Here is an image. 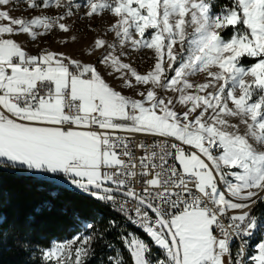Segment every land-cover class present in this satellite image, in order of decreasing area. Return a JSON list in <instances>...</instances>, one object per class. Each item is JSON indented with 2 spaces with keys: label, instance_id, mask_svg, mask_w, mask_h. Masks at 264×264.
Returning <instances> with one entry per match:
<instances>
[{
  "label": "snow or ice",
  "instance_id": "snow-or-ice-1",
  "mask_svg": "<svg viewBox=\"0 0 264 264\" xmlns=\"http://www.w3.org/2000/svg\"><path fill=\"white\" fill-rule=\"evenodd\" d=\"M261 203L264 0H0V264H264Z\"/></svg>",
  "mask_w": 264,
  "mask_h": 264
},
{
  "label": "trees",
  "instance_id": "trees-1",
  "mask_svg": "<svg viewBox=\"0 0 264 264\" xmlns=\"http://www.w3.org/2000/svg\"><path fill=\"white\" fill-rule=\"evenodd\" d=\"M221 3L224 2V0H220ZM5 184L9 189H16L21 191V189H18L14 183L6 178ZM23 196V193H22ZM86 210H90L95 215L94 222L96 223L98 228H103L105 221L110 214L105 208H103L98 203H92L88 202L84 205ZM30 209V201L26 198H22L19 204L16 206L15 209L12 208H6L5 214L12 216V215H23L26 212H28ZM254 214L257 216L264 215V203L258 204L254 209ZM118 222H120L119 216L116 217ZM128 228V227H127ZM131 229V228H129ZM133 230V229H132ZM135 231V230H134ZM137 232V231H136ZM139 233V232H137ZM75 234V229L72 226H69L64 220H56L52 223H50L46 228L41 230L38 234V238L42 241H60L64 239H70L72 235ZM113 235H110L108 237V240L113 239ZM260 239V234L257 238L253 240V242L258 241ZM115 247H119V242L117 241L114 245ZM108 252L106 249H104L102 246L97 245V255L96 258L92 259L90 261V264H99V261L102 258H105L107 256ZM3 264H25V258L22 255H18L14 252H6L3 257ZM126 264H128V261L126 260Z\"/></svg>",
  "mask_w": 264,
  "mask_h": 264
},
{
  "label": "rangeland",
  "instance_id": "rangeland-1",
  "mask_svg": "<svg viewBox=\"0 0 264 264\" xmlns=\"http://www.w3.org/2000/svg\"><path fill=\"white\" fill-rule=\"evenodd\" d=\"M11 7V6H9ZM27 15V13H22L20 10H13L11 12V15L13 16H19V15ZM105 20H107V17H105ZM94 23H96L98 26L100 24V21L97 20ZM87 21H79L75 25V34L79 37V40L75 43L70 42L67 46H61L58 44V39L59 37H49L47 38L49 41V44H46L44 46H50L54 50H59V51H64L69 54H72L76 57H79L81 55V50L85 48V46L91 42V39L94 35V33L88 32L86 28ZM31 51H36L35 48L30 49ZM87 59V57H85ZM130 59L134 61V66L138 68L140 71H144L147 69L151 61L148 59V54L147 50H142L141 52L138 53H131L130 54ZM259 217V216H258ZM122 231H133L136 232L132 229L126 228V229H121ZM137 235L139 233L136 232ZM68 239L60 240V241H65Z\"/></svg>",
  "mask_w": 264,
  "mask_h": 264
},
{
  "label": "built area",
  "instance_id": "built-area-1",
  "mask_svg": "<svg viewBox=\"0 0 264 264\" xmlns=\"http://www.w3.org/2000/svg\"><path fill=\"white\" fill-rule=\"evenodd\" d=\"M33 52H35V51H33ZM119 219H120V222H123L121 217H119ZM128 228H131V229H133V230H135V231L138 232V230H137L134 226L129 225ZM258 235H259V233H258L256 236L253 237V240H254L255 238H257Z\"/></svg>",
  "mask_w": 264,
  "mask_h": 264
}]
</instances>
